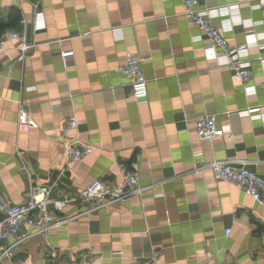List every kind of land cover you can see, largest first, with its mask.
I'll return each instance as SVG.
<instances>
[{"label": "crops", "instance_id": "obj_1", "mask_svg": "<svg viewBox=\"0 0 264 264\" xmlns=\"http://www.w3.org/2000/svg\"><path fill=\"white\" fill-rule=\"evenodd\" d=\"M197 1L230 47L247 46L253 90L212 54L180 0H0V31L22 32L32 47L22 63L17 43L0 54V199L23 205L39 187L51 199L73 195L119 183L121 168L138 173L141 189L89 213L68 206L60 216L70 221L19 247L17 264H264V206L207 169L245 160L264 180V7ZM127 52L142 60L145 101L117 72ZM20 104L36 125L26 134L15 125ZM202 115L225 135L201 141ZM70 117L72 141L92 154L68 166L60 134Z\"/></svg>", "mask_w": 264, "mask_h": 264}, {"label": "built area", "instance_id": "obj_2", "mask_svg": "<svg viewBox=\"0 0 264 264\" xmlns=\"http://www.w3.org/2000/svg\"><path fill=\"white\" fill-rule=\"evenodd\" d=\"M180 2L181 15L198 28L202 36L209 41L212 54H222L226 59V66L233 72L235 81L243 85L245 90H253L254 85L249 86L254 81L249 69L250 63L243 58L247 52V46L241 44L230 47L220 30L211 22L208 10L200 9L197 0H180ZM260 2L264 7V0ZM20 23L22 26L25 25L24 21ZM9 43L18 44L15 48L17 51L15 60L22 63L32 48L24 33L8 29L1 31L0 54L8 52ZM141 64L142 60L127 52L125 63L118 68L117 72L121 75L123 83L129 86L131 98L137 99L138 95H142L144 98L142 101H145L146 80ZM258 80L257 85L264 93V77ZM15 125L17 131L22 134L36 128L24 104L19 105ZM194 128L198 138L203 142L210 143L214 138L225 135L224 130L217 126L215 115L198 117L194 122ZM76 129L77 122L74 117H70L66 120L60 134L63 158L68 166L92 154L90 146H77L75 141H72L71 136ZM247 166L248 162L245 160H213L208 164L207 169L210 170L215 180L235 187L249 196L257 205L264 206V180L250 171ZM254 167L257 168L256 165ZM121 173L122 180L119 183L106 180L93 181L76 194H63L57 199L50 198V188L46 187L31 190L27 202L23 205H13L0 199V264H17L13 260L15 251L29 239L35 236H46L67 224L71 218L62 217L60 214L70 205L88 204L90 208L85 212L89 213L138 196L141 192L138 185V173L125 171L123 168H121ZM26 228L30 229L31 233L25 232ZM155 259L154 257L145 259L140 264H153ZM55 264L79 263L70 261Z\"/></svg>", "mask_w": 264, "mask_h": 264}, {"label": "trees", "instance_id": "obj_3", "mask_svg": "<svg viewBox=\"0 0 264 264\" xmlns=\"http://www.w3.org/2000/svg\"><path fill=\"white\" fill-rule=\"evenodd\" d=\"M7 29H9V28H3L2 30H7ZM2 30H1V31H2ZM1 31H0V32H1Z\"/></svg>", "mask_w": 264, "mask_h": 264}]
</instances>
